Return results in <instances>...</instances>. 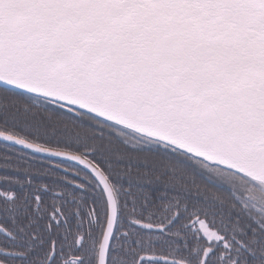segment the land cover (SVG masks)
<instances>
[{"label": "snow or ice", "instance_id": "1", "mask_svg": "<svg viewBox=\"0 0 264 264\" xmlns=\"http://www.w3.org/2000/svg\"><path fill=\"white\" fill-rule=\"evenodd\" d=\"M0 264H264V0H0Z\"/></svg>", "mask_w": 264, "mask_h": 264}]
</instances>
